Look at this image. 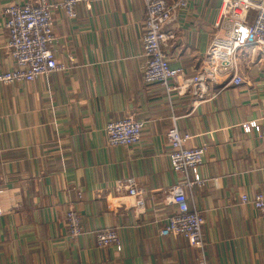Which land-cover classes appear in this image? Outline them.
<instances>
[{
    "label": "crops",
    "instance_id": "obj_1",
    "mask_svg": "<svg viewBox=\"0 0 264 264\" xmlns=\"http://www.w3.org/2000/svg\"><path fill=\"white\" fill-rule=\"evenodd\" d=\"M25 1L0 0V72L15 67L3 7ZM145 1L84 0L74 17L55 8L51 47L66 68L0 83V264H200L186 239L159 233L174 211L169 188L182 180L168 158L173 125L191 135L187 147L205 145L206 181L184 191L204 220L207 262L264 264V217L241 200L264 186L263 143L242 126L259 120L264 130V54L237 50L239 84L225 66L201 97L167 93L142 79ZM222 1L188 0L162 27L172 34L162 44L169 64L184 76L202 70L212 39L225 34ZM128 114L145 121L139 141L109 145L105 124ZM129 177L144 190L142 208L117 183ZM69 206L84 230L74 239L64 222ZM105 227L117 229L120 249L96 246L93 232Z\"/></svg>",
    "mask_w": 264,
    "mask_h": 264
},
{
    "label": "built area",
    "instance_id": "obj_2",
    "mask_svg": "<svg viewBox=\"0 0 264 264\" xmlns=\"http://www.w3.org/2000/svg\"><path fill=\"white\" fill-rule=\"evenodd\" d=\"M84 0H28L22 4L8 3L3 7L4 28L8 35L6 50L15 61V67L0 72V83L29 82L38 76H47L51 72L66 68L58 62L53 54L52 42L55 39L52 11L60 8L68 17L76 15L75 6ZM188 0H146L142 19L141 46L145 61L142 79L145 83H159L165 92L174 90L191 93L201 97L205 91V82L215 78L225 66L234 68L232 82H242L240 72L236 69V52L244 45H252L264 54V0H223L221 16L224 21L225 34L215 36L210 44L201 71L192 76H184L178 68H172L162 48L165 39L172 34H165L162 27L169 23L179 9L187 5ZM253 11L252 20L247 21V13ZM236 70V71H235ZM181 76V81L177 78ZM260 119H264V115ZM145 121L128 114L117 120L108 121L104 130L109 145L129 146L139 141ZM244 131H256V136L264 147V130L259 120L242 124ZM166 137L169 144L168 158L172 170L182 176V180L169 188V201L174 211L169 214L159 229L161 235L182 236L190 246L200 251L199 263L209 264L202 253L205 242L203 238V217L196 209L190 208L185 187L200 186L206 178L199 173L203 162L205 145L187 147L186 141L191 137L181 132L175 125L168 128ZM126 194L134 198V206L144 205V190L131 177L117 180ZM242 201H250L264 217V186L252 198L241 194ZM0 209V214H1ZM67 234L74 239L84 233L80 214L76 208L69 206L64 214ZM94 242L98 247L109 244L121 248L116 228L105 227L93 232Z\"/></svg>",
    "mask_w": 264,
    "mask_h": 264
}]
</instances>
